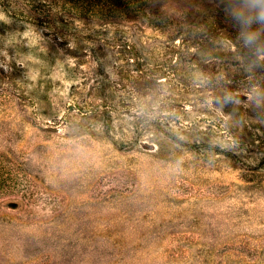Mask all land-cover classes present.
I'll return each mask as SVG.
<instances>
[{"label":"rangeland","instance_id":"obj_1","mask_svg":"<svg viewBox=\"0 0 264 264\" xmlns=\"http://www.w3.org/2000/svg\"><path fill=\"white\" fill-rule=\"evenodd\" d=\"M0 264H264V0H0Z\"/></svg>","mask_w":264,"mask_h":264}]
</instances>
